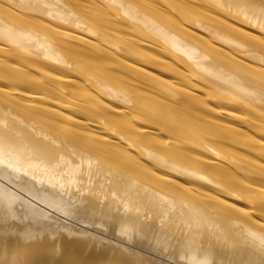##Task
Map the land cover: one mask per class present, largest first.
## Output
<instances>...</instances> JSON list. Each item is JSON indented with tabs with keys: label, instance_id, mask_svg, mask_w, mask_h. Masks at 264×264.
I'll list each match as a JSON object with an SVG mask.
<instances>
[{
	"label": "bare ground",
	"instance_id": "6f19581e",
	"mask_svg": "<svg viewBox=\"0 0 264 264\" xmlns=\"http://www.w3.org/2000/svg\"><path fill=\"white\" fill-rule=\"evenodd\" d=\"M75 1L77 0H0V57H2L0 58V76L5 82L0 83V198L7 204L19 200L25 208H28L27 200H32L44 207L43 203L36 201V198L45 204L50 203L47 201L52 199L46 193H42L43 191L37 190L36 184L34 185L31 180L30 173L32 171L34 177V169H26L32 165L34 159L36 161V157L40 161V157H42L40 155H43L44 158L51 156L50 160L46 157L48 161L59 158V160L67 162L68 166L73 167L70 171L76 170L75 173L82 172L85 168L100 172L106 171V169L112 170L110 176L114 179H104H108L110 182L119 181L120 184L115 183L116 185L112 182L111 186L116 188L114 190L122 186L121 188L124 187L130 193L132 191L134 193L137 187L143 186L149 192V196H151L150 193H153L155 197L157 192L174 194L175 197L178 196L188 202V207L197 209L199 215L202 212L212 213L213 216L227 221L233 227L243 229V233L247 232V236L251 235L254 241H259L264 245V68L256 62L260 58H264V41L253 31L216 18L210 13L198 11L192 7L199 3L195 0L197 4L193 0L194 3L180 0L179 4L176 3L179 0H160L169 8L167 14L162 9L163 15L157 10L162 6L157 5L156 7L155 4H158L159 0H83L84 3L81 2L82 0ZM100 1H103L102 3L107 5L108 10H113V12L106 14L107 10H103L106 5L102 6L104 14L95 12L94 10L99 9L97 6L100 7L97 5ZM207 1L214 6V9L216 7L227 15L264 28V9L255 6L249 0ZM2 2L7 3V6H11V8L15 7L16 10L9 9ZM181 3L186 7L181 6ZM186 3H190L192 6H188ZM48 8H54L56 12L44 13ZM174 12L178 17H181L180 22L177 21V17L176 19L173 17L176 15V13L172 15ZM33 15L38 19L45 15L48 20H54L61 26L52 27L53 24L50 26V23L46 24L43 19H39V21ZM183 21L203 25L209 28L215 36L209 39L205 38L199 35L200 33H197L196 30L183 26L181 24ZM56 24L54 23V26ZM62 25H66L69 29ZM111 29L113 31H110ZM92 36L98 37L97 40L100 42L95 41ZM103 40L105 43H110L111 46L102 43ZM120 54L121 56H118ZM237 56L243 57V59ZM152 68L157 70L160 75L150 71ZM79 80L89 84V87L92 85V89L96 88L97 95L96 93L95 95L91 94L92 89H89L91 91L86 89V85L83 86L85 83H81ZM75 101L85 103L86 107L80 104L78 107L80 109L82 107L80 110L82 113L88 112V114L85 113L86 116L88 115L87 117H82L83 114L79 117L76 116L75 111H78V108L76 110ZM63 111H69V114ZM72 111L75 115L71 114ZM79 114L77 112V115ZM217 117L220 119L218 120ZM223 118L224 120H221ZM90 127L95 131L91 130L92 132H90ZM96 131L97 134H92ZM234 147L242 150L241 155L237 153L239 150L235 149L237 152L234 151ZM27 148L34 149L35 153L38 152L39 155L33 158L35 153L30 154L32 156H30L31 158L27 157L30 160L26 158L27 162L30 163L31 159L33 162L25 167L22 162L24 159H21L32 152L28 153L27 151L26 155L23 151L24 156H20V158L22 157L21 161L18 156L16 157L18 160L14 158V153ZM204 151L210 155H206ZM47 153L49 155H46ZM233 154L240 155L239 161L235 159L237 156L233 158ZM61 160L60 162H62ZM27 162H24L25 165ZM43 162V165L46 164L45 160ZM34 163L33 166L37 162ZM230 163L239 172L245 173L246 171L254 174L245 173L248 175V179L249 176L252 177L250 180L244 181L245 179H241L242 176L239 177L235 174L234 167V173L232 172ZM44 166L46 168V165ZM35 167L39 171V165L36 164ZM47 168L43 170H51V167ZM239 172L238 174H241ZM42 173L44 179L47 174L44 176L46 172ZM53 173L51 174L53 177L57 175V172L54 173L56 175ZM37 174L39 175V173ZM178 174L183 175L179 176ZM88 175H86L87 178ZM183 176L188 179L198 178V183L202 179L201 182H208L211 187L213 186V189L207 191L203 188L205 184L199 189L200 183V186L196 184L199 187L195 188L188 181L187 185H183L177 181ZM243 176L247 178L246 175ZM43 179L35 180L42 182ZM59 179L58 181H60ZM104 179L100 181L105 182ZM35 180L33 179V181ZM44 180H46L45 183L48 181L46 178ZM40 184L42 186V183ZM110 188L108 189L112 190ZM50 189L49 191L52 193L56 190ZM91 190L93 194V188ZM59 191L55 192L58 194ZM154 197L152 199H157ZM90 199L89 203H91ZM168 200L170 202V196L165 201L168 203ZM182 200L177 202H182ZM148 201L149 198L147 204ZM155 201L161 203V200ZM162 201L164 202V200ZM55 202L58 205V201ZM151 202L154 203V201ZM174 203L177 204L176 201ZM152 207L155 209L154 206ZM156 208L159 206L157 205ZM103 209L101 208V210ZM106 210L107 208H105ZM111 211L109 212L111 213ZM186 211L184 212L188 215L189 212ZM112 214L113 212L111 216ZM191 214H195V211L191 210ZM100 215L102 217L103 214ZM198 218L200 219L199 216ZM202 220L201 222H203ZM210 220L208 223H211ZM133 221L135 220H132L130 224ZM213 221L212 218V223L217 222ZM120 223L123 222L120 221ZM219 225L222 224L219 223ZM122 226V224L121 226L117 224V228L122 229ZM134 226H130L128 229ZM155 226L158 228L157 225ZM165 226L167 227L166 224ZM143 227L141 229L146 231ZM156 227L154 228L157 229ZM152 228L149 229L152 230ZM160 228L162 229L159 226V230ZM169 229L171 230V228ZM140 230L139 233L142 232ZM151 230L148 231L151 232ZM189 231L192 232V230ZM199 231L201 230L199 229ZM164 232L166 233L165 230ZM165 233L162 232V235ZM155 235L161 236L160 233H155ZM155 235L152 236L155 237ZM174 235H177L178 238L175 237L178 240L172 241L173 244L175 241L176 243L177 241L182 242L179 238L180 234L173 233V239ZM184 235L182 234V236ZM35 236L40 237L38 234ZM188 236L183 237L188 239L187 242L190 239ZM227 239L229 240V238ZM61 241L67 244L65 240ZM254 241L252 243H256ZM187 242L185 245L180 244L186 246ZM192 243L194 242L192 241ZM196 244L197 249L198 245L196 246ZM220 244L218 247L221 248ZM232 244L234 246V243ZM81 245L82 243L78 241L71 243L73 251L68 255L70 259L66 257V264H92L90 262L96 259V257H92L90 261L86 259L85 263L78 261ZM257 245L262 247L259 243L255 244L256 247H258ZM199 248L198 251H195L194 248L191 250V246L184 258L188 261L187 254H189V261L192 264H205L209 260L212 262L213 257L209 256L211 254H205L206 249L203 250L206 256L203 252L199 254L202 255L201 257L196 255L195 252L198 254ZM260 248L259 250L262 249ZM38 249L36 244L31 248L37 252ZM232 250L236 253L235 247ZM48 252L46 253L51 256L52 251H50L51 254ZM242 252L245 251L242 250ZM40 253L39 250L35 261L33 260L34 255H31L29 260L32 259L31 261L34 263L30 261L29 263L44 264L47 261L44 257H48V255L42 257L45 262L41 263ZM10 255L12 256V252ZM118 255L124 256L125 254L122 252ZM2 257L3 255L0 258ZM215 257L214 261L217 259V255ZM253 257L254 255L250 259ZM6 260H4L5 263L10 262L9 260L6 262ZM18 262L19 264L23 263V261ZM24 263L28 264V260ZM222 263L224 261H221ZM2 264L4 263L2 262Z\"/></svg>",
	"mask_w": 264,
	"mask_h": 264
},
{
	"label": "rangeland",
	"instance_id": "374dc122",
	"mask_svg": "<svg viewBox=\"0 0 264 264\" xmlns=\"http://www.w3.org/2000/svg\"><path fill=\"white\" fill-rule=\"evenodd\" d=\"M79 1H81V0H77L75 2H79ZM185 1L186 2H190V3H194L195 1L197 3L199 2L197 6L193 4L195 7L192 6V4H190V3H186V4H188V6L190 5L193 8H196L198 11L205 12V13H210V14H212L216 18L223 19L225 21L231 22L232 24L235 23L234 25H237L240 28L243 27L245 29H248L250 31H253V33H255L262 41H264V28H261L260 26H257V25L250 24V23H248L246 21L239 20L237 18H234V16H230L229 14L227 15L224 11H222V10H220L218 8H217L218 9L217 10L216 7L214 9V6L210 2H208L207 0H195V1L193 0L194 2H192V0L191 1L190 0H185ZM185 1L183 0V2H185ZM249 1L252 4H254L255 6H259V7H262L264 9V0H249ZM81 2L84 3L83 0ZM102 2L103 1H100L97 4V5H100V7L97 6L99 9L97 11L96 10H94V11L100 13V12H103V10H105V11L107 10L106 11V14L109 13V12L112 13L113 10H111L112 12L109 11L110 9L108 10L107 5L105 3H102ZM158 2H159L158 4L155 3L156 4V7H157V5L162 6V7H158L157 10L160 13H162L161 11L163 9L164 10V13L167 14L169 8H167L166 5H164L162 2H160V0ZM179 2H180V0L177 1L176 3L179 4ZM196 2H195V4H197ZM2 4L4 6H7L8 5L7 3H3V2H2ZM104 5H106L105 6L106 8L104 7L105 9L102 7ZM180 5L183 6V7H186L185 5H183V3H181ZM7 7L9 9H12V10L15 9V7L14 8H11V6H7ZM211 7H213V8H211ZM102 8H103V10H102ZM54 12H56V9H54V8H48V9H45V11H44V13H46V14H50V13H54ZM104 13L105 12H103L102 14H104ZM175 13L176 12H174L172 15H175ZM92 14H93V11H92ZM162 15H163V13H162ZM33 17H36V16L33 15ZM173 17L175 19L177 17V21L180 22V18L181 17L180 16L178 17L177 13ZM36 18L38 19V17H36ZM39 19L45 20L46 24L50 23L49 24L50 26L53 24L52 27L61 26L58 22H55L54 20H51L50 19L51 20V22H50V20H48V17H46L45 15L40 16ZM53 21H54L55 24L56 23H58V24H56L54 26ZM181 24H183V26L185 25V27H189L190 29H192L194 31L196 30L197 33H200L199 35L204 36L205 38H208L209 39L210 37L215 36L209 28H207V27H205L203 25H198L195 22L183 21V23H181ZM62 26L69 29V27H67L66 25H62ZM112 29L110 31H113ZM92 37L95 38V39L93 38L95 41H97V42L99 41V40H97L98 37H96V36H92ZM101 42L104 43V44H107V45L110 44V43H105L104 40L101 41ZM104 44H102V45H104ZM110 46H111V44H110ZM227 51H229V50H227ZM118 56H121V54L118 55ZM237 57L240 58V59H243V57H240V56H237ZM0 58H2V57H0ZM250 61H252V60H250ZM256 62L262 68H264V58H260ZM150 71H153L154 73H157L158 75H160V73L157 70H153V68L150 69ZM0 81H1L0 83H5L4 80H3V77L0 78ZM79 81H81V80H79ZM81 83H85V82H82L81 81ZM85 85H86V87H85ZM83 86L86 89H88V90L89 89H92L91 87H93L92 85H90L91 87H89V84H87V83L83 84ZM89 91H91V90H89ZM96 92H97V90H96V88H94V89H92L91 94L95 95ZM96 95H97V93H96ZM75 104H76V106H75L76 110L78 108V111H75L76 116L79 117L80 115L83 114L82 117L83 116L84 117H87L88 115L86 116L85 113L88 114V112L86 111L85 113H82V111H80V110H82V107H81V109H80V107H78L80 105L86 107L85 106V103H82L81 101H77V102L75 101ZM84 109L86 110L87 108H84ZM84 109H83V112H84ZM63 112L69 114V111L68 112L67 111H63ZM77 112H78V114L79 113L80 114L77 115ZM71 114L75 115L74 114V111H72ZM217 119H218V117H217ZM219 119H220V117H219ZM221 120H224V118L221 119ZM227 121H229V120H227ZM91 128L92 127L89 128L90 132L95 131L94 128H93V130ZM94 133L97 134L98 132L96 131V132H93L92 134H94ZM235 149L236 150H239V152H237ZM23 151H24V153H26L27 151H28V153L29 152H32V153H29V155H27V153H26L27 156L25 157ZM129 151H131V150H129ZM234 151H236L238 154L240 153V155H241L242 150L240 151V149H237V148L234 147ZM33 152L35 153V150L34 149H30V148H27V149L22 150V151L19 150V151H16L14 153L15 154L14 158H16L18 156L19 157L18 159L20 160L22 158V157L20 158V156H24L21 160L24 159L22 162L24 164L23 166L26 167L27 165L29 166L30 163L33 162V159H31L32 161L30 163L27 162L28 161L27 159L31 158L30 156H32V155H30V154H33ZM57 152H58V150H57ZM59 152H61V151L59 150ZM11 153H13V152H11ZM16 153H18V154H16ZM21 153H22V155H21ZM37 153H35L36 155L34 154L32 157L34 158L37 155H39V153L38 154ZM205 154L206 155H210V153H207V151L205 152ZM238 154H236L237 157L235 156V154H233V158L236 157L235 159L239 161L240 155H238ZM46 155H49V154L47 153ZM28 156H29V158H27ZM40 156H42V157H40ZM40 156H39L41 158L40 161H39V158L36 157L37 159H36V161L34 159V162L35 163L37 162L36 163L37 166L39 165V169L38 170L39 171L41 170V171L39 172V171H37V169H35L36 168L35 167L36 164L34 162L33 163L35 165L33 166V163H32V165H30V167H28V169H26V170H29L31 168L34 169V170L31 169V170H33L34 177L32 176V171L30 173V176L32 177L31 180H32L33 184L34 185L36 184L35 186H36V188H38L37 190L43 191L42 193H46L49 196V198L52 199V200L47 201V202H50V203L45 204L43 201H40L38 198H36L37 199L36 201H38L40 203H43L44 207L38 205L36 202H34L32 200H29V201L27 200V202H26L27 204L26 205L28 206V208L27 207L25 208L24 207V204H22V202L19 201V200H15L11 204H7L5 201H3L2 198H0V255L1 256L3 255V257L0 258V264H2V262L4 264H7V263L8 264H10V263L11 264H19L18 261H20V263L23 261V263H24V261L27 262V260H28V264H31V263H29V261L32 262V263H34V261L37 260L36 258L38 257L39 250L41 251V253H40L41 256L39 255L40 256V259H42L40 261L41 263L42 262H45L44 258H46V260H47L46 261L47 263L45 262L46 264H62L63 262H65L67 260V258H69L68 255L73 251L72 246H71V243L73 241H78L79 243H82L81 248H80V257L78 258V261H80L82 263H85L86 259H88L90 261V259L92 257H96L97 260L94 259V261L93 262H90V263H92V264H99V263L102 264L104 262L105 264L106 263H108V264L109 263H111V264H120V263L121 264H192L189 261V254H187L188 261H187V259L184 258V256L186 257V252L188 253V251L191 249V246H192V249L191 250H193V248L196 249L195 244L198 242L196 244V246L198 245V248L199 247H202V248H199L200 251L198 252V254H197V252H195L196 255L197 256H200L199 255V254H201L200 252H203V250L205 251V249H206V253L205 254L206 255L207 254H211L209 256H211V258L213 257L212 258L213 259L212 262H210L211 260H209L208 263L206 262L207 264H218V262H220V264H221V261H224V263H222V264H228V263L236 264L237 262H238V264H247V263H249V264H254V263H256V264H258V263L259 264H264V259H263L264 258V252H263L264 251V247H263L264 245L263 244H261L259 241H254L253 240L254 238L251 235H248L247 236L248 233L246 231H245L246 233H243L244 232L243 229L234 226L236 229H239V230L241 229L240 231L236 230L233 227L232 224H230L227 221H224V220H222L220 218H217L216 216H213L212 213H209L208 212V214H207V213H203V212L201 213V211H200L201 214L199 215V212L196 211L197 209L191 208L190 206L188 207V204H189L188 202L183 201L184 199L182 200V198H180L178 196H177L178 198L175 197L176 195H174V194H170V193H166V192H157V194H155V195L156 196L158 195V197H156V196L154 197V194L153 193L152 194L150 193L151 196H149V192H147L145 190V187H143V186L142 187H137V189L135 190L134 193H132L133 191L130 193V191L129 190H126V188H124V187L121 188L122 186H120V188H118L117 190H114L116 188H113L111 186L112 182L114 183V185H116L117 183L118 184H120V183H119V181H115V182L114 181H111L110 182V180H108V179H111L112 178L110 176V175H112L111 174L112 173V170L110 171V170L106 169V171H101L100 172V171H97V170H94L93 171V170H90L88 168H85V169L83 168L84 170L82 172H78L77 171L75 173L76 170H73V171L71 170L70 171V169L73 168V167H71L70 165L68 166V163L65 162V161L63 162V160H61V159L60 160L62 162H60L59 158H57V160H54L56 158H54L53 160L51 159V161H52L51 162V161H48L47 160L48 156H46L47 158L46 157L44 158L43 155H40ZM49 158H51V156H49ZM43 159L45 160V163L46 164H44V165H46V168L47 167H49V168L51 167V170L50 169L49 170H46V171L43 170V169H46L45 166L43 165V163H44L43 162L44 161ZM56 161H57V163H56ZM240 161H241V159H240ZM24 162H27L26 165H25ZM58 162H60V163H58ZM52 163L54 164L53 167H52ZM61 163H62V165H60ZM63 163H65V164L63 165ZM49 165H51V166H49ZM63 166L64 167L66 166L67 168H64ZM233 167L234 166H232V164L230 163V169H232V172L234 173V170H236V168L234 167L235 168L234 169ZM52 168L54 169V171H52L53 170ZM58 169H60V170H58ZM56 170H58V171H56ZM35 171H37V172H35ZM50 171H51V173H50ZM92 171H93V173H92ZM95 171H96V173H95ZM42 172H46V173H44V176H45V174H47V176L44 177V179L46 178L48 180L46 183H45L46 180L43 179V176H42L43 173ZM53 172L54 173L57 172L56 173L57 175L54 174ZM71 172H73V173H71ZM238 172L239 171L237 169L236 172H235V174L237 176H239V177L242 176L243 178L241 177V179L242 180L245 179L244 181H246L248 179V175L250 173L252 175L254 174L253 172L247 173L246 171H245V173H247L248 175L245 174L244 172H241V171L239 172L241 174H238ZM37 173H39V175ZM52 173L54 175H56V176L53 177V175H51ZM88 173H89L90 177H89ZM36 174H37V176H36ZM73 174H74V176H72ZM84 174H85V177H84ZM91 174H93V175H91ZM62 175H64V176L62 177ZM86 175H88V178H87ZM108 175H109V177H108ZM178 175L179 176H182L183 174H178ZM243 175H246L247 178H244ZM35 176H36V178H35ZM38 176L40 178H37ZM93 176H94L95 179L93 178ZM58 177L61 178V179H64V180H61ZM239 177H237L238 180H240ZM251 177L249 176V179L248 180H250ZM41 178L44 180V182H43V180H42V182L41 181L40 182L37 181L39 179L41 180ZM54 178H55V180H53ZM57 178L60 181H58ZM68 178L71 179L73 182L71 180H69ZM89 178H91V179L88 180ZM104 178H108L107 179L108 181L106 179H104ZM33 179L34 180L37 179V180H35L36 182L33 181ZM103 179L106 180L107 182L106 181L105 182L100 181V180H103ZM113 179L114 178H112L111 180H113ZM197 180H198V178H194V179L193 178H189L188 179V177H185V176L181 177L180 179H177V181H180V183H183V185H187L188 184L187 181H188L191 184H193V187L195 186V188L197 186L196 184L199 185V183H200L201 187L199 189H201L204 184L205 185H204L203 188L204 189H207V191L213 189L212 188L213 186L211 187L210 186L211 184H209L208 182H206V181L201 182L200 180H202V179H200L199 180V183H198ZM49 181H50V183H48ZM62 181H63V183H60ZM74 182H75V185L76 186L74 185ZM40 183H42V186H40L41 185ZM56 183H58V184H56ZM78 183H80V184H78ZM65 184H67V185H65ZM49 185H51V187L54 186L56 188H54V187L51 188V187H49ZM57 185H58V187H57ZM199 186H197V187H199ZM41 187H43L44 189L43 188L41 189ZM59 187H60V189H58ZM110 187L112 188V190H109L108 189ZM50 188L52 190L56 189V190H54V192L55 191L58 192L59 190L60 191H59L58 194L56 192L55 193L54 192L52 193V191H49ZM92 188H93V194L95 193L94 195L92 194V190H91ZM63 189H64V191H63ZM85 189L87 190L86 192H85ZM44 190H45V192H44ZM49 193H51V194H49ZM147 193H148V196L149 197L147 196ZM154 193H156V192H154ZM142 194H143V196L144 195L145 196L143 197ZM164 196L165 197L167 196V198H169V196H170V202L171 203L169 202V200H168V203H167V201H165L167 198H165ZM54 197H56V198H54ZM153 197L154 198H157V199H152ZM148 198H149V201H148L149 203L147 204ZM54 199H55V201H58V205H57V202L54 201ZM89 199H90L91 203H89ZM34 200H35V198H34ZM150 200L151 201H154V203L152 204V202ZM155 200H161V203L158 202V201H155ZM162 200H164V202ZM181 200H182V202H177V201H181ZM175 201H176L177 204L174 203ZM62 202H63V204H62ZM150 202H151L152 205L150 204ZM59 203H60V205H59ZM143 203H144V205H143ZM162 203H164V204H162ZM184 203H187V204H184ZM54 204H56V205H54ZM166 204H167V206H166ZM157 205L159 206V208H156ZM168 205H170L171 207L168 206ZM152 206H154L155 209H152L153 208ZM244 206H245V204H244ZM45 207H48V208H45ZM147 207H148V209H147ZM185 207H186V209H184ZM101 208L102 209L104 208L103 209L104 211H105V208H107V210H106L107 212L105 211V213H104V211L101 210ZM108 208H109V211L112 210L111 213L113 212L114 215L112 214V216H111V213L108 211ZM182 208H183V210H182ZM114 209H115V211H113ZM28 210H31L32 213L30 211L28 212ZM99 210H101L103 212H101ZM180 210H181L182 213L180 212ZM186 210H188V212H189L188 215L191 214V210L192 211L194 210L195 211V214H193V215H195V216H193L192 214L190 216H188L187 213L184 212ZM99 212H101L100 214H103V215L106 214L105 216L102 215V217H104V218L101 217V215L99 214ZM160 212H162V213H160ZM29 213H31V214H29ZM108 213H110V214H108ZM118 213L121 215V217H120V215ZM132 213H133V215H132ZM192 213H194V212H192ZM37 214L39 215V217H38ZM155 214H157L158 216H156ZM178 214H182V215H179L181 218L178 216ZM154 215L156 216V218L154 217ZM168 215H169V217H168ZM175 215L178 217L177 219L175 218L176 217ZM122 216H123V218H122ZM132 216H133V218L131 219ZM198 216L200 217V219L198 218ZM206 217H207V219H206ZM114 218H116L115 219V222H114ZM203 218H205V220H202ZM212 218L214 220L213 222H215V221H217V222L216 223H212ZM184 219H185V221H183ZM132 220H135V221H133V223H131L132 224L131 225L130 222H132ZM154 220L156 221L155 223H154ZM201 220L203 222H201ZM209 220H210L211 223H208ZM218 220H219V222H218ZM120 221H122L124 224L123 223H120ZM151 221H152V223H154L155 225H157L158 228L154 224L150 223ZM205 221L207 222V224H206ZM134 222H136V223H134ZM139 222H140V224H139ZM186 222H187V224H186ZM223 222H226V223H223ZM125 223L130 224V225H127L126 224L127 227H125L126 226ZM148 223H149V225H148ZM219 223L222 224V225L220 226ZM117 224H120V226H121V224L123 226L125 225L124 226L125 229L126 228L128 229V227H130V226H134V224H135V226L131 228L133 230H131L130 228L128 230H125L123 228V226H122V229L121 228H117ZM165 224L167 225V227L165 226ZM169 224H171L172 226L170 227ZM228 224H230V225H228ZM147 225L149 226V228L150 227L151 228L152 227L153 228L156 227L157 229L154 228V230H156V231H154L153 228H152V230L156 234H159L160 233L161 236L160 235H155V233L151 229H149ZM137 226H138L139 230L144 226L145 229H146V231H143L141 229L142 232L140 230L141 233H139L138 228H136ZM140 226H142V227H140ZM159 226L162 227V229L160 228V230H159ZM164 226H165V228L167 230L164 228ZM168 226H169V228H171V230L173 228V232L172 233H171V230L168 228ZM201 226H202V228H201ZM209 226L210 227L213 226V227L210 228ZM219 226L221 227V229H219L220 228ZM144 227H143V229H144ZM203 228H206V229L203 230ZM168 229H169V231H168ZM176 229H177V231H176ZM182 229H183V231H182ZM193 229H195V230H193ZM199 229L201 231H199ZM148 230H151V232H149ZM161 230H162L163 233H165L164 232V230H165L166 233L170 234L169 237H168V234H166V233L162 235ZM189 230H192L193 233L191 231H189ZM188 231L191 232V233H189ZM219 231H220V233H218ZM196 232L199 233V234L197 233L198 237L196 235ZM230 232H232V233H230ZM173 233L174 234L175 233L180 234V236L179 235L178 236L180 238V241H182V242L177 241V243H176V241H175V243L173 244L174 240H178L177 239L178 238L177 235H174V239H173V236H172ZM184 233H186V234L184 235ZM188 233H189V236H188ZM209 233H210V235H209ZM223 233H224L225 236L223 235ZM35 234H38L40 237L35 236ZM124 234H126V235H124ZM182 234L184 236L187 235L190 238L189 241H191V242L193 241L194 242V243H192L194 245V247L191 244V242H189V241H188L189 243L187 242L188 239H186V237H185V239L183 238L184 236H182ZM227 234H228V236H227ZM229 234H230V236H229ZM231 234H232V236H231ZM152 235H155V237L152 236ZM165 235H167V236H165ZM208 235H209V237H207ZM191 237L192 238L194 237L195 240L192 239ZM250 237H252V238L250 239ZM156 238H157V240H156ZM227 238H229V240ZM232 238H233V240H232ZM181 239H184V240H181ZM196 239H197V241H196ZM61 240H65L67 244L63 243ZM213 240L216 241V242H214ZM164 241L166 243L167 242L168 243L166 244ZM195 241H196V243H195ZM210 241H211V243H210ZM228 241H230L231 243L228 242ZM252 241H254L256 243H252ZM147 242H149V243H147ZM186 242H187L186 246H188L190 249L188 247L184 246ZM62 243H63V245H62ZM180 243L181 244L183 243L184 245L181 246ZM232 243H234V246H233ZM235 243H237V244H235ZM257 243H259V245H262V247L260 246L262 249L258 245H257L258 247L255 246V244H257ZM35 244H36L37 249L39 248L38 249V252L31 250V248ZM175 244H177V245H175ZM178 244H180L179 245L180 247H178ZM206 244H208L209 246L208 245L206 246ZM215 244H217V245H215ZM219 244H220L221 248L218 247ZM189 245H191V246H189ZM48 246H49V248H48ZM145 246H146V248H145ZM137 247H139V248L137 249ZM209 247H211V248H209ZM223 247H225V248H223ZM230 247L232 249H234V247H235L236 248V253H235L234 250L229 249ZM198 248L195 251H198ZM208 248L210 249V251H209ZM259 248L262 251L259 250ZM45 249H47V250H45ZM49 249H50V251H52V255L51 256L46 253V252H48ZM147 250L150 251V252H148ZM219 250H222V251H219ZM242 250L245 251V252H242ZM50 251L48 252L49 254H51ZM207 251H209V253H207ZM211 251L214 252L213 253V254H215L214 256H213V254H212ZM238 251H240V252H238ZM11 252H12V256L10 255ZM122 252L125 254L124 255L125 257L123 255H118L119 253H122ZM259 252L261 254L262 259H261V257H259L260 256ZM14 253H15V255H14ZM16 253H18L17 254L18 256L16 255ZM63 253L65 254V256H64ZM252 253H254V254H252ZM7 254H9V255H7ZM46 254L48 255V257L46 256ZM203 254H204V252H203ZM31 255L32 256L34 255L33 256V260L34 261H31L32 259L29 260L30 259L29 257ZM216 255H217V259H219V258L220 259L219 260L215 259V261H214V257ZM246 255H247V257H246ZM252 255H254V257L252 259H250V257H252ZM44 256H46V257H44ZM218 256H219V258H218ZM6 257H7V260H6ZM9 257L11 259L12 258H14V259L16 258L17 259V258L20 257V259H17V260L16 259L15 260L13 259V260H11V259H8ZM42 257H44V258H42ZM118 257L120 258V261H119V258ZM211 258H209V259H211ZM256 258L258 259V261H257L258 263L256 262V260H257ZM110 259H111V261H110ZM232 259H233V261H232ZM4 260H6V262L9 260L10 262L5 263ZM61 261H63V262L61 263ZM23 263H21V264H23ZM67 263H68V261H67ZM24 264H26V263H24ZM63 264H66V262L63 263ZM193 264H195V263H193ZM196 264H198V263H196Z\"/></svg>",
	"mask_w": 264,
	"mask_h": 264
}]
</instances>
